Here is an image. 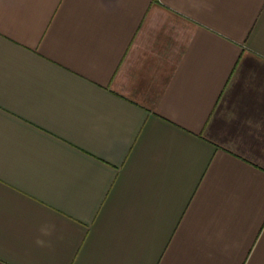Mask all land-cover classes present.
Returning <instances> with one entry per match:
<instances>
[{"label":"crops","instance_id":"crops-1","mask_svg":"<svg viewBox=\"0 0 264 264\" xmlns=\"http://www.w3.org/2000/svg\"><path fill=\"white\" fill-rule=\"evenodd\" d=\"M0 264H264V0H0Z\"/></svg>","mask_w":264,"mask_h":264},{"label":"clouds","instance_id":"clouds-1","mask_svg":"<svg viewBox=\"0 0 264 264\" xmlns=\"http://www.w3.org/2000/svg\"><path fill=\"white\" fill-rule=\"evenodd\" d=\"M40 233L41 236H38L35 240L36 245L40 247H50L51 242L43 239L42 237L50 236L52 234V227L43 226L40 228Z\"/></svg>","mask_w":264,"mask_h":264}]
</instances>
